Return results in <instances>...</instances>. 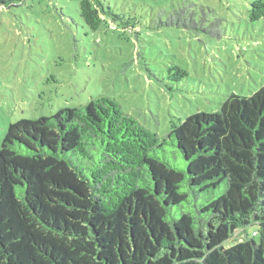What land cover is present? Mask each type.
I'll return each instance as SVG.
<instances>
[{
	"label": "trees",
	"instance_id": "obj_1",
	"mask_svg": "<svg viewBox=\"0 0 264 264\" xmlns=\"http://www.w3.org/2000/svg\"><path fill=\"white\" fill-rule=\"evenodd\" d=\"M249 6L250 20L264 17V0ZM210 12L183 2L153 27L219 38ZM78 15L93 31L105 19L133 20L105 0H80ZM166 139L183 169L158 155ZM251 224L258 241L224 246ZM0 264H264V86L171 121L165 139L108 96L10 123L0 145Z\"/></svg>",
	"mask_w": 264,
	"mask_h": 264
},
{
	"label": "rangeland",
	"instance_id": "obj_2",
	"mask_svg": "<svg viewBox=\"0 0 264 264\" xmlns=\"http://www.w3.org/2000/svg\"><path fill=\"white\" fill-rule=\"evenodd\" d=\"M79 1L0 4V145L10 123L49 117L100 96L113 98L165 139L171 121L217 111L230 93L249 96L264 86V17L249 19L253 0H105L125 14L123 22L133 20L121 25L105 19L95 31L78 15ZM183 2L219 18L220 37L153 27ZM171 66L186 77H169ZM158 155L185 167L167 139ZM257 231V224L248 225L224 246L246 237L258 241Z\"/></svg>",
	"mask_w": 264,
	"mask_h": 264
}]
</instances>
